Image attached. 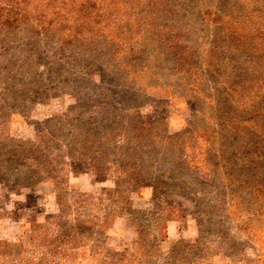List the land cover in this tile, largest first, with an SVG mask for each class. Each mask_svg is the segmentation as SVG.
Wrapping results in <instances>:
<instances>
[{
	"label": "rangeland",
	"instance_id": "rangeland-1",
	"mask_svg": "<svg viewBox=\"0 0 264 264\" xmlns=\"http://www.w3.org/2000/svg\"><path fill=\"white\" fill-rule=\"evenodd\" d=\"M0 264H264V0H0Z\"/></svg>",
	"mask_w": 264,
	"mask_h": 264
}]
</instances>
